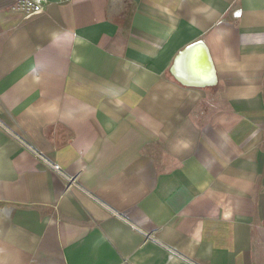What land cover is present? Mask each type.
I'll use <instances>...</instances> for the list:
<instances>
[{
    "label": "crops",
    "instance_id": "obj_1",
    "mask_svg": "<svg viewBox=\"0 0 264 264\" xmlns=\"http://www.w3.org/2000/svg\"><path fill=\"white\" fill-rule=\"evenodd\" d=\"M0 264H264V0H0Z\"/></svg>",
    "mask_w": 264,
    "mask_h": 264
},
{
    "label": "water",
    "instance_id": "obj_2",
    "mask_svg": "<svg viewBox=\"0 0 264 264\" xmlns=\"http://www.w3.org/2000/svg\"><path fill=\"white\" fill-rule=\"evenodd\" d=\"M196 51V49H195V46H190L189 48H187L185 51H183L178 57H177V59H176V63H175V67H176V69H179V71H180V77H182V79H181V81L182 82H187L188 80L187 79H185V78H183V77H185V75L182 73V71L184 70V68L187 70L188 68L190 69V60L189 61H186V62H184V63H182V61H184L185 60V58L186 57H191L193 54H194V52ZM207 59L209 58V57H206ZM188 64V65H187ZM198 66H196V72L197 73H200V71H199V69L197 68ZM193 66H192V69L190 70L191 71V73H193V75H197V73L196 72H194L193 71ZM189 74V77H191L192 76V74ZM186 77H188V76H186ZM192 79V78H191Z\"/></svg>",
    "mask_w": 264,
    "mask_h": 264
},
{
    "label": "bare ground",
    "instance_id": "obj_3",
    "mask_svg": "<svg viewBox=\"0 0 264 264\" xmlns=\"http://www.w3.org/2000/svg\"><path fill=\"white\" fill-rule=\"evenodd\" d=\"M194 57H195V55L194 56H191V57H186L185 58V60L184 61H182V63H184V62H186V61H189L190 60V69H189V71H188V73H185V76H188V74H190V70L192 69V66H193V68H194V66L196 67L198 64H196L197 63V60L195 61L194 60ZM193 60V61H192Z\"/></svg>",
    "mask_w": 264,
    "mask_h": 264
},
{
    "label": "rangeland",
    "instance_id": "obj_4",
    "mask_svg": "<svg viewBox=\"0 0 264 264\" xmlns=\"http://www.w3.org/2000/svg\"><path fill=\"white\" fill-rule=\"evenodd\" d=\"M127 3H129V2L126 1V4L124 3L123 5L126 6V7L128 6L127 10H129V13H132L133 8L132 7L130 8L129 4H127ZM127 14H128V11H126V18H127ZM120 16H121V19H123L122 13L120 14Z\"/></svg>",
    "mask_w": 264,
    "mask_h": 264
},
{
    "label": "built area",
    "instance_id": "obj_5",
    "mask_svg": "<svg viewBox=\"0 0 264 264\" xmlns=\"http://www.w3.org/2000/svg\"><path fill=\"white\" fill-rule=\"evenodd\" d=\"M56 169H59L58 166H55Z\"/></svg>",
    "mask_w": 264,
    "mask_h": 264
}]
</instances>
